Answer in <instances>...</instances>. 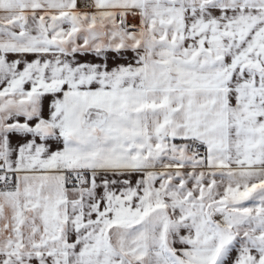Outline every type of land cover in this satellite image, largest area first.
I'll return each instance as SVG.
<instances>
[{
    "label": "snow or ice",
    "instance_id": "6c2138e0",
    "mask_svg": "<svg viewBox=\"0 0 264 264\" xmlns=\"http://www.w3.org/2000/svg\"><path fill=\"white\" fill-rule=\"evenodd\" d=\"M0 264H264V0H0Z\"/></svg>",
    "mask_w": 264,
    "mask_h": 264
}]
</instances>
